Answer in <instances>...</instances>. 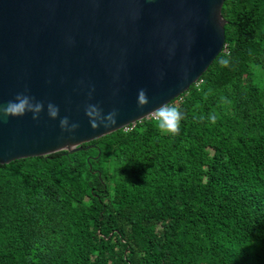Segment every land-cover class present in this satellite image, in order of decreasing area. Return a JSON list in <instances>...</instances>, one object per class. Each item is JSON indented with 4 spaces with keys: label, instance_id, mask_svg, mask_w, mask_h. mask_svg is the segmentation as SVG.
Returning a JSON list of instances; mask_svg holds the SVG:
<instances>
[{
    "label": "trees",
    "instance_id": "16d2710c",
    "mask_svg": "<svg viewBox=\"0 0 264 264\" xmlns=\"http://www.w3.org/2000/svg\"><path fill=\"white\" fill-rule=\"evenodd\" d=\"M221 15L178 134L142 118L0 164V264H264V0Z\"/></svg>",
    "mask_w": 264,
    "mask_h": 264
},
{
    "label": "water",
    "instance_id": "95a60500",
    "mask_svg": "<svg viewBox=\"0 0 264 264\" xmlns=\"http://www.w3.org/2000/svg\"><path fill=\"white\" fill-rule=\"evenodd\" d=\"M223 0H0V106L18 93L41 102L0 112V164L84 148L149 118L183 93L224 48ZM144 89L148 103L138 104ZM49 103L58 115L48 112ZM88 105L116 123L92 127ZM67 117L66 127L61 119ZM76 124L78 127L72 128Z\"/></svg>",
    "mask_w": 264,
    "mask_h": 264
},
{
    "label": "clouds",
    "instance_id": "9594fccd",
    "mask_svg": "<svg viewBox=\"0 0 264 264\" xmlns=\"http://www.w3.org/2000/svg\"><path fill=\"white\" fill-rule=\"evenodd\" d=\"M225 65L227 61L223 62ZM148 103V97L144 89L138 91V104L143 106ZM43 104L41 102L33 103V98L24 94L18 93L14 100L8 102L7 106H0V112L5 116H22L26 112H33V118H37V114L42 110ZM58 108L53 104L49 103L48 112L52 117L58 115ZM86 115L91 119L92 127H98L97 119L104 127H109L116 123L117 111L113 110L106 116L102 115V110L97 105H88L86 108ZM155 119L158 128L165 134H178L180 131V123L184 119V114L174 105L164 104L158 109L154 110ZM68 124L67 117L61 119V126L66 127ZM78 125L73 124L72 128H76Z\"/></svg>",
    "mask_w": 264,
    "mask_h": 264
},
{
    "label": "built area",
    "instance_id": "2783aa9c",
    "mask_svg": "<svg viewBox=\"0 0 264 264\" xmlns=\"http://www.w3.org/2000/svg\"><path fill=\"white\" fill-rule=\"evenodd\" d=\"M149 117H152V118H154V119H155V113H154V112H152V113L150 114V116H149ZM132 126H133V124H129V125L125 126L123 129H124V130L131 129V128H132Z\"/></svg>",
    "mask_w": 264,
    "mask_h": 264
}]
</instances>
